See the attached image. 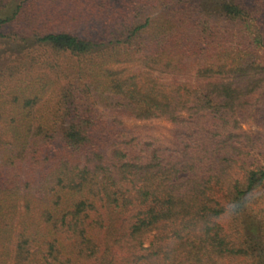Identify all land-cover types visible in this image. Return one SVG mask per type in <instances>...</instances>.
<instances>
[{
	"label": "trees",
	"instance_id": "trees-1",
	"mask_svg": "<svg viewBox=\"0 0 264 264\" xmlns=\"http://www.w3.org/2000/svg\"><path fill=\"white\" fill-rule=\"evenodd\" d=\"M263 152L264 0H0V264H264Z\"/></svg>",
	"mask_w": 264,
	"mask_h": 264
},
{
	"label": "rangeland",
	"instance_id": "rangeland-1",
	"mask_svg": "<svg viewBox=\"0 0 264 264\" xmlns=\"http://www.w3.org/2000/svg\"><path fill=\"white\" fill-rule=\"evenodd\" d=\"M130 128L137 133H142L144 135H155L157 138L163 141H170L173 134L172 125L165 120L162 119H154V120H146V121H128ZM244 128L251 132L258 130L254 125L247 124ZM256 160L260 163H264V152L262 156H257Z\"/></svg>",
	"mask_w": 264,
	"mask_h": 264
}]
</instances>
